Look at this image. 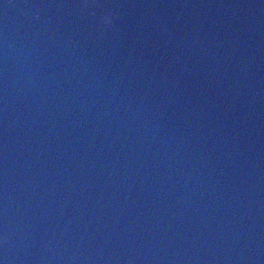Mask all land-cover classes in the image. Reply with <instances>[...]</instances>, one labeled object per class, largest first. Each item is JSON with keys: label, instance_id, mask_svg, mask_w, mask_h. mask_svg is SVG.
Returning <instances> with one entry per match:
<instances>
[{"label": "water", "instance_id": "1", "mask_svg": "<svg viewBox=\"0 0 264 264\" xmlns=\"http://www.w3.org/2000/svg\"><path fill=\"white\" fill-rule=\"evenodd\" d=\"M85 3L0 0V264H264V0Z\"/></svg>", "mask_w": 264, "mask_h": 264}, {"label": "clouds", "instance_id": "2", "mask_svg": "<svg viewBox=\"0 0 264 264\" xmlns=\"http://www.w3.org/2000/svg\"><path fill=\"white\" fill-rule=\"evenodd\" d=\"M90 4L87 3V0H86V3H85V7H89ZM118 14L116 12H110L109 14H107L105 17H104V23L106 24H109L111 25L114 21V18L117 16ZM6 239V237H5Z\"/></svg>", "mask_w": 264, "mask_h": 264}]
</instances>
